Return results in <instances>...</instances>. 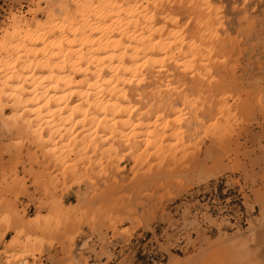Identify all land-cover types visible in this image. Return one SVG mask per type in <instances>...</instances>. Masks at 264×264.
<instances>
[{"label": "bare ground", "instance_id": "1", "mask_svg": "<svg viewBox=\"0 0 264 264\" xmlns=\"http://www.w3.org/2000/svg\"><path fill=\"white\" fill-rule=\"evenodd\" d=\"M36 1L30 18L0 29V128L31 142L52 172L70 169L71 185L119 174L126 162L131 172L164 163L167 142H184L176 141L184 124L220 113L226 103L215 96L231 91V80L202 74L227 67L229 28L251 31L246 10L264 7V0ZM19 238L6 250L15 252Z\"/></svg>", "mask_w": 264, "mask_h": 264}, {"label": "rangeland", "instance_id": "2", "mask_svg": "<svg viewBox=\"0 0 264 264\" xmlns=\"http://www.w3.org/2000/svg\"><path fill=\"white\" fill-rule=\"evenodd\" d=\"M36 2L0 0V29ZM253 5L251 31L229 28L227 67L202 74L231 80L215 96L226 104L184 124L164 163L131 172L126 162L71 185L70 169L52 172L31 142L0 128V264H264V7Z\"/></svg>", "mask_w": 264, "mask_h": 264}]
</instances>
